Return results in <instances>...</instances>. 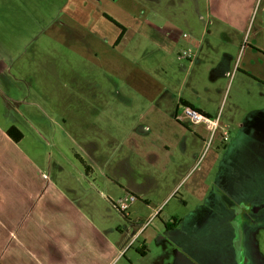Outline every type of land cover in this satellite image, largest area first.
I'll list each match as a JSON object with an SVG mask.
<instances>
[{
  "label": "rangeland",
  "instance_id": "rangeland-1",
  "mask_svg": "<svg viewBox=\"0 0 264 264\" xmlns=\"http://www.w3.org/2000/svg\"><path fill=\"white\" fill-rule=\"evenodd\" d=\"M142 7L137 0H0V127L6 130L15 126L23 134L17 148L8 144L0 147L5 199L0 218L34 219V213L26 210L37 207L47 181L54 182L58 188H49L45 194L50 192L60 199L73 194L82 205L89 204L84 202L89 194L112 224L123 229L143 226L119 264H188L186 254L202 264H228V245L235 246L228 242L227 225L233 219L225 209H234L235 204L248 209L249 201L264 198V158L256 161L247 147L240 151V146L232 145L240 132L237 123L264 108V59L260 55L252 60L246 57L243 66L254 73L248 72L249 79L238 76L234 80L233 76L231 81L219 79L218 83L208 68L209 61L190 66L188 60L178 57L176 48L177 60L172 59L170 41L166 51L149 45L151 42L139 31L150 33L159 43L162 37L155 34L150 21L146 25L140 19L152 13L153 3L146 4V14L140 13ZM161 13L169 17L166 9ZM122 21L131 28L126 34L127 24H122L126 28L123 36ZM176 30L177 37L192 34L186 27ZM241 55L242 51L239 58ZM170 80L171 89L182 83L199 103H213L214 115L220 110L222 119L232 126L225 127L230 134L227 142L218 126L207 149L204 142L205 153L197 164L190 155L189 164L180 168V162L186 160L179 158L180 148L159 158L164 165L159 169L155 166L158 158L146 157L140 143L152 145L153 137L125 145L126 130L130 133L132 128L118 127V135L110 138L104 129L97 128L103 123L96 115L101 107H113L119 91L125 96L160 92ZM104 111L103 122L107 117ZM68 112L73 115L64 122ZM179 133L175 140L183 147L184 138H179ZM210 134H206V141ZM199 142L194 137L187 141L189 151L199 149ZM38 184L43 189L35 195L33 186ZM91 185L107 199L101 201ZM132 185L139 188L133 192L135 200L126 192ZM173 187L176 189L167 196ZM247 187L253 192L247 194ZM218 188L229 194L219 193ZM123 201L129 204L127 210L119 208ZM171 217L179 219V225L167 231L165 222ZM247 228V252L255 264H264V222L247 224ZM138 249H145L146 255ZM237 250L243 255L241 245ZM234 255L235 251L230 256L232 263Z\"/></svg>",
  "mask_w": 264,
  "mask_h": 264
},
{
  "label": "crops",
  "instance_id": "crops-1",
  "mask_svg": "<svg viewBox=\"0 0 264 264\" xmlns=\"http://www.w3.org/2000/svg\"><path fill=\"white\" fill-rule=\"evenodd\" d=\"M137 2L143 6L140 12L142 14H146V4L153 3L152 13H148L146 17L141 15L140 19L146 25L151 22L149 26L155 34L158 33L162 37V42L154 41L150 33L145 35L144 32L139 31L138 34L142 38L148 39L151 42L149 45L156 47L159 51H166L170 46L169 51L173 53L172 59L175 61L177 60L176 53H174L175 48L176 52H179L178 57L183 59L180 57V53L189 45L196 44V56L192 61L188 60L189 65L192 66L205 60L209 61L208 68L213 70V78L218 80V83L221 82L219 79L228 78L231 81L233 76L234 80L238 76L244 78L243 80L249 79L248 74L252 72L243 66V62L247 64L246 57L249 56L252 60L255 58L254 56L260 55L259 57L264 59V53L260 51L264 50V0H137ZM166 2L169 3V6L165 5ZM162 9L167 10L169 17L163 16ZM133 16L136 15L133 14ZM121 24H127L126 34L129 33L131 28L128 27V23L122 21ZM179 26L190 29L194 38L192 34L186 32L182 37L181 35L177 37L176 29ZM190 35L192 39H189ZM167 41H170L169 46L166 45ZM215 41L219 43L217 44ZM181 49L183 50L181 51ZM215 50H217L216 53H214ZM238 51H242L240 58ZM211 54L212 56H210ZM261 78L264 80L263 77ZM184 80L187 81L186 78ZM170 82L171 80L169 84L164 85V89L160 92H141L125 96L119 91L117 93L119 97L113 98L115 102L113 107L110 106L108 110L103 107L96 110L98 112L96 116H100L103 123L99 124L97 128L104 129L110 138L118 135V131H116L118 127L121 129L123 127L132 128L130 133L126 130L127 142L125 141V145L132 144L135 139L144 141L145 138L153 137L152 145L145 146L144 142L142 144L140 141V143L146 157L158 158L155 166L159 169L164 168L163 162L159 158H164V154H175L180 148L183 150L179 158H186L180 162V168L188 163L187 157L196 158L197 164L205 153V150L202 149L206 141L205 136L209 133L206 125L202 122L193 123L188 120L190 124L198 126V128H192V125H188L187 121H180L177 118V113L181 112L184 103L192 105L213 118H218V124L222 128L232 126L231 122L225 118L222 119L223 114L220 110L217 115H214L216 109H213V103H199L188 89L184 90L182 83L180 86L178 83L171 89ZM127 100L130 103H127ZM130 109L133 110L132 114L136 113L132 118L129 117L132 114H128ZM89 110L92 111L91 108ZM103 110L107 115L104 122ZM71 115H73L72 112L66 113L63 118L64 122ZM262 116H264V108L254 110L243 122L237 123L240 126V132L237 140L232 143L233 146H240V151L241 148L247 147L250 150V155L256 161L264 158V117ZM221 122L224 123L221 124ZM7 131L8 129L0 127V134H2L0 147H5L8 144L17 148V142L23 136L17 141ZM177 132H180L179 138L181 136L184 138L183 147H180L175 140ZM192 137L197 142L202 140L201 143L199 142L200 148L193 153L189 151L187 145V141ZM15 154L13 153V158L16 157ZM82 155L84 156V154ZM2 162L4 161L0 158V179ZM194 166L193 164L188 168L184 177ZM35 179L38 180V183L42 182L40 177H35ZM43 184L44 182L42 186ZM103 185L107 186L106 183ZM46 186L45 191L41 194L42 199L36 204L38 206L33 205L26 210L34 213L33 216H36L34 219L21 220L11 215L10 219L0 218V264H119L123 262L127 249L137 240L132 242L143 226L139 229L138 227L123 229L120 225L112 224L108 220L106 211L102 206L93 202V198L89 194H86L84 200L89 204L82 205L77 198L72 196L73 194L66 199L63 198L64 200L58 198L59 196L49 195L50 192L45 194L49 188H58L54 182L47 181ZM132 186L129 191H126L128 194H135L134 190H139L137 185ZM91 187L101 201L107 199L96 186L91 185ZM41 188L39 184L33 186V189L37 190L35 195L40 193ZM87 188L86 190H88ZM175 189L173 187L167 196H170ZM218 189L219 193L223 191L222 188ZM57 190L60 193L63 192L61 188ZM70 191L69 189L68 192ZM221 194L229 193L224 191ZM2 195L4 192L0 182V209L1 203L4 204L5 200ZM63 196L65 197L64 194ZM218 196L220 198V194Z\"/></svg>",
  "mask_w": 264,
  "mask_h": 264
},
{
  "label": "flooded vegetation",
  "instance_id": "flooded-vegetation-1",
  "mask_svg": "<svg viewBox=\"0 0 264 264\" xmlns=\"http://www.w3.org/2000/svg\"><path fill=\"white\" fill-rule=\"evenodd\" d=\"M263 164H264V162H263ZM263 183H264V181H263ZM250 192H253V191L251 190L250 187H247L246 193L249 194ZM235 194L238 195L239 192L238 193L235 192ZM221 204L224 205L222 202H221ZM225 210L227 211V215H229L228 218L233 219L227 225L230 228L229 229L227 227L229 229V230H227V233L229 235L228 237L230 238V240L228 242L231 241L235 246V249H234V248H232L231 245H228V248H229V250L227 251V254L229 255V261H227L228 264H235V263L236 264H255V262H253L251 256L247 252V249L249 248L248 247V237H247L249 232H248V228L246 230V227H247V224L254 226L258 222L260 224H262L264 222V198H262L261 200H258V201L254 200V199L249 201L248 209H246V208H240L239 209V206H237V204H235L234 209L228 208ZM248 213H249V215H248ZM250 214L254 215V216H250ZM222 221H223V219H222ZM167 224L170 226L168 227ZM177 225H179V219H177L176 217H171L169 221L165 222V228L167 231H172L173 229H175L177 227ZM216 229L219 232V228L217 226H216ZM241 234H242V239L240 241L239 239H240ZM191 238H193V236H191ZM240 245L242 247V251H244L243 255L241 253V256H240V254H238V250H237V248L239 249ZM234 251H235V255H234V261L232 263L230 256L233 254ZM186 255H188V257L190 259L188 264H202V263L198 262L193 255H191V254H186Z\"/></svg>",
  "mask_w": 264,
  "mask_h": 264
},
{
  "label": "built area",
  "instance_id": "built-area-1",
  "mask_svg": "<svg viewBox=\"0 0 264 264\" xmlns=\"http://www.w3.org/2000/svg\"><path fill=\"white\" fill-rule=\"evenodd\" d=\"M196 48L194 46H189L186 49H184L180 53V57L183 59H187L192 61L193 58L196 56ZM177 118L180 121L189 120L193 123H204L206 125V128L208 129L210 134V139L209 141H205V149L208 148L212 138L214 135L217 134V128L219 126L218 124V118H213L207 114H204L203 112L199 111L198 109L184 104L182 106L181 112L177 113ZM221 136L223 138V141H228L229 139V131L228 129L222 128ZM137 197L134 194H130L129 199L130 200H135ZM121 210H127L129 208L128 202L123 201L122 204L119 206ZM138 237H134L132 242Z\"/></svg>",
  "mask_w": 264,
  "mask_h": 264
},
{
  "label": "trees",
  "instance_id": "trees-1",
  "mask_svg": "<svg viewBox=\"0 0 264 264\" xmlns=\"http://www.w3.org/2000/svg\"><path fill=\"white\" fill-rule=\"evenodd\" d=\"M120 27L123 28V31H122V34H121V36H123V34H124L125 31H126V28H125L122 24H120ZM121 36H120V38H121ZM184 104L189 105V106H192V105L187 104V103H184ZM192 107H193V106H192ZM7 132H8V134H9L12 138H14V139L17 140V141H19V140L22 138V136H23L22 132H21L18 128H16L15 126H11V127L8 129ZM167 226L169 227L170 225L167 224ZM143 246H144V245H143ZM138 252H139L141 255H146V251H145V249H142V250H139V249H138Z\"/></svg>",
  "mask_w": 264,
  "mask_h": 264
}]
</instances>
